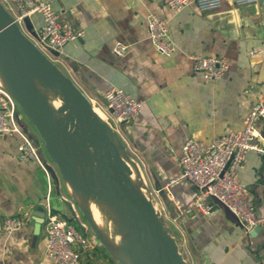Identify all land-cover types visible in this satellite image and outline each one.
Here are the masks:
<instances>
[{
	"label": "crops",
	"instance_id": "0c3cea01",
	"mask_svg": "<svg viewBox=\"0 0 264 264\" xmlns=\"http://www.w3.org/2000/svg\"><path fill=\"white\" fill-rule=\"evenodd\" d=\"M42 1L51 4L59 22L85 31L83 40L63 47L55 65L91 104L103 111L104 93L111 88L142 102L139 115L116 128L117 136L137 158V168L146 177V184L140 182L154 191L187 264H264V223L250 234L221 211L180 214L174 202L186 206L196 188L188 182L173 187V200L164 191L166 182L180 174L185 138L207 144L229 130H240L264 93V3L236 6L223 0L219 9L200 11L190 5L173 12L165 0ZM148 14L167 21V38L175 46L171 57L153 48ZM41 27V15L34 13L20 29L33 40ZM117 45L127 46L121 56L113 53ZM254 48L258 53L250 56ZM190 55L223 57L228 69L218 83L209 82L193 71ZM19 124L30 134L44 169L19 158L18 136L0 135V264H51L45 254L46 221L37 216L49 208L57 217L70 218L68 206L73 208L41 142L22 121ZM262 127L259 121L260 133ZM238 175L252 196L255 216L264 218V155L248 153ZM13 217L23 224L7 234L3 221ZM92 244L82 252L81 264H117L96 238Z\"/></svg>",
	"mask_w": 264,
	"mask_h": 264
},
{
	"label": "water",
	"instance_id": "95a60500",
	"mask_svg": "<svg viewBox=\"0 0 264 264\" xmlns=\"http://www.w3.org/2000/svg\"><path fill=\"white\" fill-rule=\"evenodd\" d=\"M264 3V0H258ZM54 56L59 53L52 52ZM0 74L3 87L34 127L61 179L84 197L103 201L121 233L112 248L84 203H77L93 236L118 264H187L171 229L159 219L152 202L130 180L129 152L111 127L94 112L90 100L47 59L0 3ZM36 82L54 90L61 104L52 108ZM261 136L264 138V118ZM211 212L242 227L216 198ZM42 207L39 208V211ZM39 217L46 221V215ZM42 222H38L41 224ZM255 227L253 230H256ZM252 232H250L251 234Z\"/></svg>",
	"mask_w": 264,
	"mask_h": 264
},
{
	"label": "built area",
	"instance_id": "2783aa9c",
	"mask_svg": "<svg viewBox=\"0 0 264 264\" xmlns=\"http://www.w3.org/2000/svg\"><path fill=\"white\" fill-rule=\"evenodd\" d=\"M223 0H165L166 6L173 12L184 7L195 5L200 11L219 9ZM236 6L256 4L258 0H231ZM4 9L12 16L20 27L23 20L38 13L42 18V27L32 42L39 51L52 63L59 56L63 47L85 37V31L76 29L66 23L59 22L57 13L49 2L42 0H0ZM146 29L155 51L164 57H171L175 52L174 44L167 38L168 23L156 14L146 16ZM127 46L117 45L113 49L116 56H121ZM257 49L250 51L255 56ZM192 69L203 75L204 79L218 83L228 69L225 58L219 56L200 57L190 55ZM93 106V105H92ZM18 104L14 98L0 86V135H16L20 139L17 153L24 161H34L42 166V161L30 134L21 128L18 115ZM142 102L118 88H111L104 93V121L118 135L116 130L123 123L134 120L140 113ZM259 118H264V93L249 109L243 126L237 131H227L207 144L191 138H185L181 147L179 165L180 174L169 179L164 191L173 200L171 189L185 182L192 184L197 194L186 206L174 202L180 214H188L193 209L205 216L211 215L216 198L238 219L245 232L264 223V218L256 217L252 196L239 180V171L246 163L247 154L256 152L264 155V141L257 129ZM127 148V147H126ZM43 167V166H42ZM44 169V167H43ZM23 221L20 217L6 218L3 230L12 234L19 230ZM46 244L45 254L51 264H81L82 252L91 249V245L72 223L46 211Z\"/></svg>",
	"mask_w": 264,
	"mask_h": 264
},
{
	"label": "bare ground",
	"instance_id": "6f19581e",
	"mask_svg": "<svg viewBox=\"0 0 264 264\" xmlns=\"http://www.w3.org/2000/svg\"><path fill=\"white\" fill-rule=\"evenodd\" d=\"M0 85H2L3 87H7V84L3 80L1 74H0ZM36 85L38 89L40 90V92L46 97L49 105L52 108L56 109L61 104V101L57 97L54 90L45 88L42 85H40L38 82H36ZM93 110L99 116V118H101L102 120L104 119V114L101 110H99L97 107H94V106H93ZM130 161L128 160L127 164L129 165L131 172H132V174L130 175V180L133 183L132 181L133 178L131 177H133V174L134 176L137 175L138 168L136 164L134 165ZM64 184L68 187L71 193V196H73V199L76 201V203L81 204L84 201V203L86 204V207L90 211L91 218L93 219V222L95 223L97 228L100 231L102 227L105 229L106 236L104 235L102 231L101 233L103 237L105 238V240L107 241V243L110 245V247H112L113 249L117 248L119 244L123 241L125 235L119 231L115 218L113 217L107 205L103 201H101L99 198L82 196L78 191L74 190L67 182H65ZM133 185L135 188H137L141 192V190L138 187H136L134 183Z\"/></svg>",
	"mask_w": 264,
	"mask_h": 264
},
{
	"label": "rangeland",
	"instance_id": "374dc122",
	"mask_svg": "<svg viewBox=\"0 0 264 264\" xmlns=\"http://www.w3.org/2000/svg\"><path fill=\"white\" fill-rule=\"evenodd\" d=\"M53 64H58L57 61H55ZM1 87H3L2 85H0ZM18 115H19V118H20V122L22 121V123H24V125H26V129H28L29 131H32L34 133V135L37 137V139L41 142L36 130L34 129V127L26 120L24 114L22 113V111L18 108ZM42 144V149L47 157V160L54 166V174L56 175V177H59L60 181H61V184H62V192H63V195L68 199V201L70 202V205L72 206L73 208V213L75 215V220L72 222V225H74V227L81 233L83 234L84 237H86L90 243V245L92 247H94V245L92 244V240L95 238L90 230V228L88 227V225L86 224L84 218L82 217V214H81V211H80V208L78 207L76 201L73 199V196L71 197L66 188H65V184H64V181L61 179L60 175H59V172L56 168V166L50 161V159L48 158L44 148H43V143L41 142ZM132 160V161H130ZM129 161L132 162V164H136V162L138 163V160L137 158L134 156V154H132L131 152H129ZM136 174V173H135ZM133 178L132 181L133 183L136 185V187H138L141 192L143 193V195L149 199L155 210L157 211V214L159 216V219L165 224V227L167 229H171L170 227V224H169V221L168 219H166L165 217V212H164V209L159 205L157 204L156 202V198H155V195H154V191H152L151 189H148V191L146 189H144V185L142 184V182H140L139 179H141L145 184H146V177L144 175V173L138 169L137 171V175L134 176L133 174ZM86 231V233H85ZM101 231L104 233V235L106 236V231L105 229L102 227L101 228ZM173 238H178V237H175L174 234H172ZM176 240V239H175ZM178 246V245H177ZM113 261V260H112ZM113 264H116L115 261H113ZM118 264V263H117Z\"/></svg>",
	"mask_w": 264,
	"mask_h": 264
},
{
	"label": "trees",
	"instance_id": "16d2710c",
	"mask_svg": "<svg viewBox=\"0 0 264 264\" xmlns=\"http://www.w3.org/2000/svg\"><path fill=\"white\" fill-rule=\"evenodd\" d=\"M68 207H69V212L71 213V217L70 218H65V220H67L68 222L72 223L75 220V215H74L71 207L70 206H68ZM52 214H55V213H52Z\"/></svg>",
	"mask_w": 264,
	"mask_h": 264
}]
</instances>
